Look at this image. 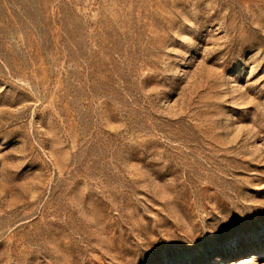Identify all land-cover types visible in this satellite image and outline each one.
I'll use <instances>...</instances> for the list:
<instances>
[{"label":"rangeland","instance_id":"rangeland-1","mask_svg":"<svg viewBox=\"0 0 264 264\" xmlns=\"http://www.w3.org/2000/svg\"><path fill=\"white\" fill-rule=\"evenodd\" d=\"M0 264H264V0H0Z\"/></svg>","mask_w":264,"mask_h":264}]
</instances>
